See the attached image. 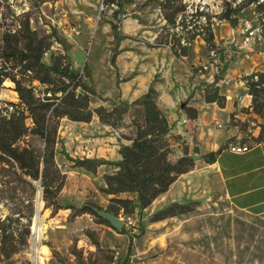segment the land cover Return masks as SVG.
<instances>
[{"label":"rangeland","instance_id":"obj_1","mask_svg":"<svg viewBox=\"0 0 264 264\" xmlns=\"http://www.w3.org/2000/svg\"><path fill=\"white\" fill-rule=\"evenodd\" d=\"M229 1L236 7L242 0ZM182 3L187 5L186 19L191 18L196 8L201 12L200 24H206L210 17L214 36L211 43L204 40L207 33L203 27L194 30L188 27L180 32V17L175 24H167L156 0H49L41 6V11L68 46L66 53L73 69L87 74L82 82L94 92L89 95V107L120 109L119 114L117 111L113 114L115 125L111 127L129 144L135 122L142 120L141 108L135 104L137 99L117 101L104 95L101 88L106 85L104 77L114 73L115 57L123 51L121 44L140 38L148 50L162 47L173 53L169 44L175 39L182 44L190 41L188 53L182 59L189 62V70L196 76L193 95L198 101L207 102L212 88H217L218 101L215 103L219 106L227 100L223 95L231 96L228 100L235 107V114L244 121L231 114L230 122L237 125L234 138L239 136L240 139L233 138L229 143H245L253 149L243 155L236 154L239 158L227 159V163L236 169L235 173L244 171L240 174L243 180L237 183V190L255 189L241 198H230L225 191L213 193L208 200L174 206L165 215L155 214L158 210L147 212L140 205L135 209L134 204V209L129 210L124 204H111V195L107 197L100 188L85 189L86 177L74 173L76 168H85L77 165L64 147L60 149L63 141L58 137L60 122L70 120L62 117L54 146L55 168L64 177L59 192L62 191V195L57 196V201L62 206L73 205L74 208L52 212V207H46L42 197L40 180L23 175L16 164L0 169V219H9L6 223L13 228V243L19 247L7 258L0 255V264H264V142L256 147L259 143L246 129L251 126V117L239 113V110L243 113L246 110L239 101L247 92L244 76L254 70L264 71V15L256 7L257 3H250L232 15L233 21L229 22L218 17L224 10L222 0H182ZM161 38H167L169 44L157 46ZM246 38H249L251 50L245 51L241 44ZM57 48L63 50L64 45L55 44L52 49ZM43 61L49 63V53L43 56ZM3 86L0 100L16 102L13 85L4 81ZM185 104L182 105L184 111L190 118L194 117L196 110ZM259 118L264 122V110ZM183 119L187 117L178 120V124L188 123V119L181 123ZM26 122L31 124L30 119ZM169 122L175 129L177 123ZM218 124L222 125L217 120L212 123L221 128ZM27 141L40 150V139L30 136ZM170 149L171 162L185 154L191 156L182 137L171 144ZM191 152L198 154L196 147ZM57 153H61L64 165L59 166ZM192 159L196 163L199 157ZM87 166L86 171L95 172L91 169L93 164L86 163ZM119 196L137 199L134 193ZM87 202L101 211L116 209L115 214H111L122 222L121 227L116 228L109 221L103 222L87 212L77 214V208ZM73 248L81 252L79 258L71 253Z\"/></svg>","mask_w":264,"mask_h":264},{"label":"trees","instance_id":"obj_2","mask_svg":"<svg viewBox=\"0 0 264 264\" xmlns=\"http://www.w3.org/2000/svg\"><path fill=\"white\" fill-rule=\"evenodd\" d=\"M47 1L49 0H0V90L4 87V81H8L17 94L16 102L0 100L10 103L14 108L8 114H3L0 109V169L16 164L23 175L40 180L46 207H52V212L55 213L61 208H74L73 205L62 206L57 201L64 185L63 174L58 172L54 164V146L60 119L67 117L74 121L88 122L92 114L96 113L100 122L114 126L112 116L116 111L119 114L120 109L89 107V95L94 92L82 82L87 74L73 69L72 61L66 53L68 46L59 36L56 27L42 15L41 6ZM156 1L167 24H175L180 17V32L188 27L193 30L203 27L207 33L204 40L208 43L213 41L210 17H207L206 24H200L201 12L197 8L190 14L191 18L186 19L187 5L182 0ZM222 1L224 10L218 15L220 19L233 21L232 15L250 3H257L256 7L264 15V0H242L236 7H232L229 0ZM173 36L176 37L177 34ZM185 43L175 39L174 43L169 44L167 38H161L156 45L169 44L173 54L178 57L187 55V44L190 41ZM55 44L64 45L63 50H53ZM47 53L49 63L43 61V56ZM85 67L86 64L83 69ZM244 79L247 93L251 97L245 111L261 117L264 110V71L254 70L245 75ZM217 93V88H212L206 101H218ZM135 104L141 108L142 120L135 122V132L129 139L130 144L119 148L121 159L114 163L118 169L112 174H104L106 186L100 188L104 194L111 195V204H124L129 210L134 209V200L120 197L121 193L136 194L140 206L145 208L165 192L180 174L195 166V161L187 154L175 162L170 161V146L181 139V136L174 132L166 114L159 108L155 90L149 88ZM27 119H30L31 124H27ZM259 127L258 135L253 137L256 143L264 142V123H260ZM30 136L42 141L40 150L28 144L27 137ZM72 160L87 170L89 167H86V163L93 164L91 169L94 170L103 163L87 158ZM204 160L213 162L215 153L205 154ZM54 181H57L55 185ZM38 205H41L40 200ZM178 205L173 203L155 214L165 215ZM95 208L100 210L87 202L77 208V214L87 212L107 222L98 215ZM107 210L113 214L116 211L114 208ZM8 220L0 219V255L3 258L17 252L19 248L13 243V228L6 223ZM52 253L56 252L52 250ZM71 253L77 258L81 256V252L75 248Z\"/></svg>","mask_w":264,"mask_h":264},{"label":"crops","instance_id":"obj_3","mask_svg":"<svg viewBox=\"0 0 264 264\" xmlns=\"http://www.w3.org/2000/svg\"><path fill=\"white\" fill-rule=\"evenodd\" d=\"M121 49L123 51L115 57L114 73H108L104 77L106 85L103 84L105 88L101 87L104 91L103 94L117 101L131 102L141 98L152 87L157 93V104L160 109L167 113L169 121L177 123L174 129L175 133L181 135L191 156L197 154L191 152L194 147L197 148L199 156L193 169L180 174L168 189L159 194L144 210L153 212L173 203L205 201L210 199L213 193H223L224 191L230 198H241L249 191L254 190L255 188L245 187L237 190V183L243 180V176L240 174L244 171L239 174L235 173L236 169L227 163V159L239 158L226 148V144L231 142L237 134V125L230 122V116L233 114V117L244 121L243 117L235 114V107L228 100L231 96L226 94L227 100L220 106L215 102L198 101L193 95L195 88L193 79H196V76L190 72L189 62L183 60V56H175L170 49L158 47L148 50L140 38L128 39L121 44ZM244 94L248 95L246 91ZM185 102L187 107L196 110L194 117L190 118L184 111L182 105ZM242 105L241 107L247 108L244 102ZM177 106L178 110L176 111ZM239 113L242 115L247 112L243 113L239 110ZM246 115L251 117V126L246 127L243 124V128L246 127L250 137H256L260 130L259 124L264 122L260 120V116L258 117L254 113ZM183 117H187L188 123L178 124V120ZM215 120L222 123L221 128L212 125ZM62 128L64 129L61 131ZM58 137L63 138L60 149L62 150L64 147L72 159L88 157V159L103 162L96 167L95 172H88L83 168L74 170L75 174L86 177L84 180L85 189L106 186L103 179L104 174H112L118 169L114 163L121 159L119 148L121 145L129 144L110 125L100 122L97 115H93L88 122L62 120ZM234 139L240 138L237 136ZM257 146H261L260 143ZM210 152L215 153V160L206 162L204 155ZM56 160L59 166L65 164L61 153H57ZM68 179L72 183L70 176H67ZM64 189H66V185ZM61 195L62 191L58 196ZM70 195L74 196L75 194L71 193ZM134 204L135 209H138L140 204L137 199L134 200Z\"/></svg>","mask_w":264,"mask_h":264},{"label":"built area","instance_id":"obj_4","mask_svg":"<svg viewBox=\"0 0 264 264\" xmlns=\"http://www.w3.org/2000/svg\"><path fill=\"white\" fill-rule=\"evenodd\" d=\"M241 48H243V50L245 51L251 50L249 38H246L245 40L242 41ZM250 98L251 97L249 94L248 95L244 94L239 97V101L242 103L244 102L245 106L248 107V105L250 104ZM0 109L1 111H3V114H8L14 108L10 103H5V102L0 101ZM186 122H187V119H183L181 121V123H186ZM218 127H222V125L218 124ZM249 150H250V147L245 143H229L228 144V151L233 154H244L248 152Z\"/></svg>","mask_w":264,"mask_h":264},{"label":"water","instance_id":"obj_5","mask_svg":"<svg viewBox=\"0 0 264 264\" xmlns=\"http://www.w3.org/2000/svg\"><path fill=\"white\" fill-rule=\"evenodd\" d=\"M193 158H197L199 157L198 155H194L192 156ZM96 212L98 213L99 216L103 217L104 219H106L107 221H109L114 227L116 228H120L122 225V222L120 220H118L113 214L107 212V211H101L96 209Z\"/></svg>","mask_w":264,"mask_h":264}]
</instances>
